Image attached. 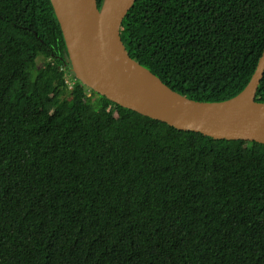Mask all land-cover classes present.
I'll return each instance as SVG.
<instances>
[{"label": "trees", "instance_id": "16d2710c", "mask_svg": "<svg viewBox=\"0 0 264 264\" xmlns=\"http://www.w3.org/2000/svg\"><path fill=\"white\" fill-rule=\"evenodd\" d=\"M121 37L173 90L226 100L264 0H137ZM69 62L51 0H0V264H264V143L144 116Z\"/></svg>", "mask_w": 264, "mask_h": 264}, {"label": "water", "instance_id": "95a60500", "mask_svg": "<svg viewBox=\"0 0 264 264\" xmlns=\"http://www.w3.org/2000/svg\"><path fill=\"white\" fill-rule=\"evenodd\" d=\"M66 39L74 75L111 101L180 130L214 138L264 143V51L246 87L221 101H201L173 90L127 50L121 26L137 0H51Z\"/></svg>", "mask_w": 264, "mask_h": 264}, {"label": "rangeland", "instance_id": "374dc122", "mask_svg": "<svg viewBox=\"0 0 264 264\" xmlns=\"http://www.w3.org/2000/svg\"><path fill=\"white\" fill-rule=\"evenodd\" d=\"M38 64H39V65L42 64V59H41V58L38 59ZM69 64H70V62H69L67 65H69ZM73 75H74V74H73ZM66 78H67V80L69 81L70 86L72 87V86H73V78H72V74H70V72H69V73L66 72Z\"/></svg>", "mask_w": 264, "mask_h": 264}]
</instances>
